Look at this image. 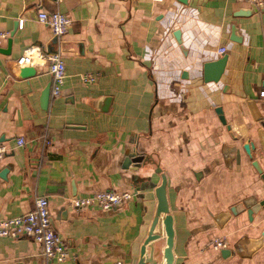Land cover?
I'll return each instance as SVG.
<instances>
[{"label":"crops","instance_id":"crops-1","mask_svg":"<svg viewBox=\"0 0 264 264\" xmlns=\"http://www.w3.org/2000/svg\"><path fill=\"white\" fill-rule=\"evenodd\" d=\"M41 9L70 17L62 37L38 20ZM0 32H8L0 43V140L8 150L0 159V218L25 214L47 197L70 253L52 261L30 236L0 237V264H166L164 234L141 254L162 176L173 264H264V207L251 221L242 205L264 199V180L252 165L256 160L264 172V7L238 0H0ZM31 46L60 52L66 67L62 93L46 109L48 64L26 66L36 69L29 79L16 64ZM223 55L220 79L205 81L204 65ZM88 74L95 82L82 80ZM248 142L252 159L243 149ZM138 156L146 159L140 168L132 162ZM99 191L134 196L111 210L71 206ZM161 229L160 220L155 232ZM215 239L226 246L214 248Z\"/></svg>","mask_w":264,"mask_h":264},{"label":"built area","instance_id":"built-area-1","mask_svg":"<svg viewBox=\"0 0 264 264\" xmlns=\"http://www.w3.org/2000/svg\"><path fill=\"white\" fill-rule=\"evenodd\" d=\"M245 1L257 7H264V0H238ZM37 18L45 23L56 38L62 37L67 31L71 19L59 10L47 11L41 9L37 13ZM24 18L20 19L19 27H23ZM8 37V32H0V43ZM220 54L226 53V48L219 50ZM45 62L48 64L51 76L50 95L56 98L61 95L65 78L66 67L60 52L49 53L38 46H31L25 50L23 55L16 61L18 67H26ZM82 80L87 83L95 82L96 78L90 74L83 75ZM264 100V89L260 92ZM23 137L18 138V146L25 145ZM7 146L0 140V159L7 154ZM134 196L132 191H99L85 197H76L71 200V206L76 210L100 209L111 210L126 204ZM23 236H30L34 241L42 246L43 255L46 259L65 262L69 259L70 253L68 245L63 237L53 228L51 213L49 210V200L47 197H37L33 210L14 217L0 218V237L18 239ZM214 248L226 246L224 240L215 239L212 244ZM121 264V263H117Z\"/></svg>","mask_w":264,"mask_h":264},{"label":"water","instance_id":"water-1","mask_svg":"<svg viewBox=\"0 0 264 264\" xmlns=\"http://www.w3.org/2000/svg\"><path fill=\"white\" fill-rule=\"evenodd\" d=\"M183 2H186L187 0H181ZM252 7L256 8V6L252 5ZM177 38L179 36V32H175ZM234 40H238L236 37H232ZM227 56L223 55L221 58H219L216 61L206 63L204 65V79L205 81H218L223 74L226 66ZM20 77L23 79H29L35 76L36 69L34 67H20ZM50 89L51 85H49L41 95V105L44 109H46L50 102ZM216 113L220 119V121L223 124H227L225 116L223 114V110L221 107L216 108ZM263 140V148H264V137H261ZM254 144L251 142L243 144V149L246 152L247 156L252 159V150H254ZM135 165V167L140 168L145 162L146 159L144 156H138L137 158H134L132 161ZM253 167L257 170V172L261 175L262 179L264 180V172L262 168L259 166L258 162L256 160H252ZM166 178L165 176H162V184L156 189V196L158 199V209H157V216L154 218L152 227H151V234L145 241V245L142 247L141 254L144 255L146 245L150 242L157 241L161 239L162 234L166 237V248L163 251V255L166 261V264H173L174 262V256L172 252L173 247V238H174V229H173V217L171 214H169V208L167 205V199H166ZM150 188V187H148ZM139 190V189H138ZM242 205L245 207L248 213L249 220H253V213L257 212L261 207H264V199L260 200L259 202H256L254 198H247L242 202ZM240 211L239 206H234L231 208V212L233 214H237ZM162 215H165L164 218H160ZM161 220V224L163 225V229H161L160 233H156L155 229L157 225L159 224V221ZM264 236V231L262 233ZM257 243L261 242V240H256ZM238 250L243 253L241 244L237 246ZM222 254L225 256L229 255V250H223ZM153 260V258H152ZM151 260V262H153ZM139 264H145L144 262H140ZM156 264V262L154 263Z\"/></svg>","mask_w":264,"mask_h":264}]
</instances>
